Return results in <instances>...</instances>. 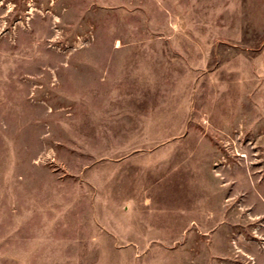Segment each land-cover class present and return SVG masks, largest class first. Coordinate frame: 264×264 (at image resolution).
Segmentation results:
<instances>
[{
  "label": "rangeland",
  "instance_id": "obj_1",
  "mask_svg": "<svg viewBox=\"0 0 264 264\" xmlns=\"http://www.w3.org/2000/svg\"><path fill=\"white\" fill-rule=\"evenodd\" d=\"M0 264H264V0H0Z\"/></svg>",
  "mask_w": 264,
  "mask_h": 264
}]
</instances>
